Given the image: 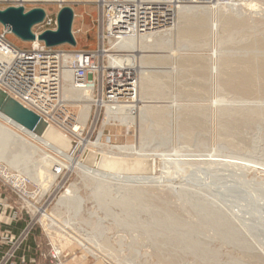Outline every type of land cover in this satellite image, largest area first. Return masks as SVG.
Listing matches in <instances>:
<instances>
[{
	"label": "rangeland",
	"instance_id": "1",
	"mask_svg": "<svg viewBox=\"0 0 264 264\" xmlns=\"http://www.w3.org/2000/svg\"><path fill=\"white\" fill-rule=\"evenodd\" d=\"M96 1L22 0L21 5L25 10L42 8L52 19V28L56 27L53 21L59 8L69 6L74 14L76 44L57 48L77 51L98 46L104 22ZM225 2L229 0L211 2L209 20L190 19L179 24L176 19L175 25H181L183 32L173 30V37L164 46L141 47L137 42L132 44L128 34L122 41L110 40L105 46L120 53L118 58L109 56V61L137 70L134 102L112 105L115 107L105 104L97 119H93L92 104L82 131L66 134L55 129L76 144L80 138L89 143L100 140L101 150L128 154L124 157L128 162L115 169L125 167L130 172L126 175H159L160 156L165 154L168 158L182 157L180 154L228 156L256 167L259 163L258 169L198 164L202 169L178 163L180 167L175 164L174 170L170 164L164 183H160L163 186L127 187L129 192L112 183L88 181L76 168L53 167L57 175L51 184L43 188L30 182L25 201L0 189L11 212L22 211L10 225L13 233L24 231L15 252L24 261L18 259L17 264H264V0L257 1L260 14L248 11L244 1H239L237 11L228 9ZM42 29L41 24L31 28ZM7 37L18 47H29V41L13 33ZM64 99L78 116L77 106L83 102ZM10 145L8 154L18 155L14 160L21 170L3 158L0 164L14 173L32 175L38 155ZM43 149L63 165L68 163ZM141 152L154 157L144 156L149 162L145 170L134 162H140ZM90 163L88 157L80 164L89 167ZM23 167L28 168L22 171ZM72 185L77 189L71 191L65 208L53 214L58 200ZM114 199L120 206L114 205ZM43 215L53 220L46 223L53 229L42 223ZM3 251L0 248V255Z\"/></svg>",
	"mask_w": 264,
	"mask_h": 264
},
{
	"label": "built area",
	"instance_id": "2",
	"mask_svg": "<svg viewBox=\"0 0 264 264\" xmlns=\"http://www.w3.org/2000/svg\"><path fill=\"white\" fill-rule=\"evenodd\" d=\"M22 0H0V10L8 6L21 7ZM102 10L103 29L99 33L97 48L93 50L66 51L57 46H47L38 39V35L52 28V19L45 12L41 21V31H32L34 37L29 40V47L14 45L7 37L12 34L10 29L0 22V90L8 97L18 101L41 118L46 124L57 128L66 134H75L74 126L78 125V116L68 106L63 95V77L69 71L75 87L83 88L89 81V75H95L92 80V92L96 102L93 119L100 116L105 104L128 105L134 102L138 91L137 70L126 63L116 64L109 61V56H117L120 51L106 47L110 40L122 41L128 35L130 28L135 33V27H128L127 21L132 20L131 13L113 16V7H122L131 0H97ZM213 0H172V7L189 4H209ZM8 4V5H5ZM14 4V5H13ZM56 26V21H53ZM35 25V24H34ZM33 25V26H34ZM171 26V24L169 25ZM90 115L88 120L90 119ZM106 115V114H105ZM87 120V121H88ZM85 127V126H84ZM81 128L82 130L84 129ZM80 130V131H82ZM7 166L0 164V189L13 193L19 200H24L26 186L32 180L22 173H14ZM0 192V264H17L24 257L15 255L24 239V231L12 232L10 225L19 219L18 211L11 212V207L5 203ZM8 215L5 216L6 209ZM13 243L16 244L13 247Z\"/></svg>",
	"mask_w": 264,
	"mask_h": 264
},
{
	"label": "bare ground",
	"instance_id": "3",
	"mask_svg": "<svg viewBox=\"0 0 264 264\" xmlns=\"http://www.w3.org/2000/svg\"><path fill=\"white\" fill-rule=\"evenodd\" d=\"M26 1H35V0H26ZM47 1H54V0H47ZM58 1H61V0H58ZM131 1H132V3H128L127 5H124L122 7H117V8L113 7L111 9V13L114 14L113 16H119V17L122 13H125V14L131 13L132 14V20L127 21V26L128 27H135L134 28L135 33H133V30L130 28L128 35L130 37V42L132 44L137 42L138 44H140L141 47H147V46L151 47V45L152 46L156 45L157 47L158 46H164V44L169 42L171 40V38L173 37V33H174L173 30L178 31V32H183L181 25H175V23L177 21L176 19H178V23L179 22L183 23V22L189 21L190 19L195 20L196 22H198L201 19L209 20L210 15H211V10H212L211 8L213 7V5L210 6L211 3H209L208 5H206V4H197V5L196 4H189V5H177V6L172 7V3H171L172 0H131ZM239 1L240 0H229V2H227V3L225 2L224 5L228 9H232L234 11H237L236 8H237V6H239V4H238ZM242 1H244L243 4H245V6L248 7V9H249L248 11L253 10L255 13H259L262 11L261 5L257 4L258 0H241V2ZM218 6H219V4H218ZM245 12H244V14H245ZM239 14H243V13L239 12ZM170 24H171V26H169ZM173 27L176 29H172ZM154 48H155V46H154ZM118 57L119 56H111L110 58L114 59V58H118ZM63 95L66 98L75 99L74 101L79 100L80 102H83V103H80L79 106H77L78 112H79L78 113V119H79L78 123L80 124V127H83L85 125L88 117H89L92 104L97 101V100H95V98L93 96V92H92V80H89L88 83L83 88H77V87H75V85L73 83L70 72L65 71L64 77H63ZM14 101H8V100L6 101L5 100L0 107V158L5 159L11 166H14L16 168H20V170H21V167L17 165V163H19L18 160H14L15 157H17L18 155L16 154L13 156V155H10L11 153L8 154L7 149L10 148V146H11L10 144L18 145L20 150L22 149L23 151H24V149L29 150V152L33 156H35V154L38 155V159L33 161L32 175L27 174V173H22V174H26L30 179H33L32 181H35L36 183H38L43 188L48 187L57 175V172H52L53 167H56V169H58L60 167H66V166L69 169L76 168V169H79V171H81V173L83 174V175L82 174H80V175H82V177L88 181L90 180V181H96V182H100V183L103 182V185H104V183H107V184L112 183V185H115L116 188H123V189L126 188V190H128L129 187L130 188L137 187V189L138 188H146V187L152 188L153 187L155 189L156 185L158 187L163 186V185H160V183L161 182L164 183V174L166 173V175H167V172L169 170V166H171L170 164L174 165V170H175V164L177 166H179L178 163L182 164L184 166H188V165H190V166L195 165L196 166L197 165L198 168L200 167L201 164H204V165L210 164L209 167L212 166V164H220V165H225V166L227 165V166H233V167L252 168L255 170L258 169L259 163H257V167H256V165H254L255 166L254 167L252 164L249 165V164L241 162L240 160L230 159V157L227 158L228 156L226 158H221V157H216L217 155H215V156L211 155V156H214V157H211L209 154L210 157H201V155L197 154V155H194L192 157L190 155L186 156V155L180 154V156H182V157H179V156L175 157L173 155L174 157L172 156V158H168L167 156H165L166 154L165 155L160 154L161 155L160 159H161V163H162V169H161L159 175L150 174V175L139 176V175L115 174L113 172H115L114 170L118 168L117 167L118 165H121V164L128 162V160L124 158L128 154L103 151L100 149V147L102 146V144L99 142L100 140L96 141L94 143H89L86 140L80 138L78 143L73 145L71 143V141L68 140V138L63 133L59 132L56 129H53V126H51V125H49V126H51L52 128L45 129L43 131H40L39 133L36 132L38 134V135H36L32 132V131H34V129L32 131H29L24 127V126H26V127L29 126L28 125L29 120H30V117H29L30 115L28 113L29 109L24 107L23 105H21L18 101H16V100H14ZM79 101H78V103H79ZM107 106L109 107L112 105L107 104ZM112 107H115V106H112ZM80 127L75 125L73 130L75 132H77V130H82ZM29 129L31 130V128H29ZM77 134H79V131ZM39 145H41V146H39ZM43 148H47V149L53 151L55 154L65 158L68 163L63 165V163H61L57 158H55L54 156L49 154ZM133 149H135V148H133ZM67 150H69V151H67ZM141 153L139 155V156H141V158L139 159L140 162L138 160H136L137 155L135 156V159H133L131 161L136 160V161H134L136 166L142 165V169H145L146 168L145 165H147V159H145V157H144V156H146L145 153L144 154L143 153L141 154ZM77 154H79V155H77ZM149 154L147 156H149ZM175 155H177V154H175ZM83 156H84V160L87 159L88 157L91 160L89 167L80 164L82 162V161L80 162V159ZM78 157H79V159H78ZM151 158L153 159L154 157L151 156ZM95 159H96V166H93L92 163H94ZM123 160L124 161L127 160V161L123 162ZM134 162H133V165H134ZM198 164H200V165H198ZM205 167H206V165H205ZM26 168H28V167H23L22 171ZM200 168H202V167H200ZM177 170H178V167H177ZM183 170H182V173H184ZM199 172H200V170H199ZM199 174L201 176L203 175L202 172H200ZM77 176H78V174H77ZM179 179H180V177H179ZM193 179L195 180V178H193ZM197 181H199V180H197ZM170 182H172V181H170ZM156 183H158V184H156ZM195 183H196V181H195ZM100 185H98V187ZM182 185H184V184H182ZM115 186H114V188H115ZM99 188H98V190H99ZM76 189H77V185H72V187L69 189V192L65 193L64 195L61 196V198L58 200V202L56 204L57 206L53 210V214L56 215V213L59 212L60 209L64 207L65 202L68 200L69 196L72 193L71 191H73V190L76 191ZM98 190H96V192ZM128 191H127V193L130 192V191L129 192ZM110 192H114V191H110ZM110 192H109V194H110ZM101 195H103V192ZM104 196H106V194ZM101 198H102V196H101ZM124 198L126 199L127 197H124ZM115 200L116 199H114V201H113L114 205L118 206L120 204V202L118 203V205H116ZM124 200H122V201L124 202ZM102 204H103V202H102ZM125 204H127V202ZM129 204H130V202H129ZM105 206H106V204L104 205V207ZM52 215H51V217H53ZM49 219H51V218L47 217L46 215H43L42 216V223L44 225H46L49 229H53L54 227L51 226V224L50 225L46 224V223H48L47 221ZM78 244H81V243H78ZM90 248H89V250H91ZM96 248H99V246ZM92 250H93V248H92ZM88 254H90V253H88ZM73 259H75V258H73Z\"/></svg>",
	"mask_w": 264,
	"mask_h": 264
},
{
	"label": "water",
	"instance_id": "4",
	"mask_svg": "<svg viewBox=\"0 0 264 264\" xmlns=\"http://www.w3.org/2000/svg\"><path fill=\"white\" fill-rule=\"evenodd\" d=\"M43 16H44V10L39 7L31 8L26 12H23L21 7H14V6H8L4 10H0V22L9 28L11 33H13L15 36H17L20 40L23 41H29L33 39L34 35L31 31V28L34 24L41 21ZM73 17H74L73 11L69 6L67 5L61 6L56 15L55 29L54 30L46 29L42 31L38 35V39L43 41L45 45L50 47L59 46L62 44H69L74 46L76 44V41L72 33ZM5 100L14 101L12 98L8 97L2 90H0V107ZM28 113L30 115L28 127L31 128V130L23 125L27 130L32 131L34 129L35 132L34 131L32 132L38 135L36 132L39 133L40 131H43L45 129L52 128L32 111L28 110ZM71 143L73 145L76 144L72 140ZM83 160H84V156L80 159V161ZM92 165L96 166V159L94 163H92ZM148 165L149 162L147 161V165H145V167H148ZM115 173L125 174V175L130 174V172L125 169V167H121L119 170H115Z\"/></svg>",
	"mask_w": 264,
	"mask_h": 264
},
{
	"label": "trees",
	"instance_id": "5",
	"mask_svg": "<svg viewBox=\"0 0 264 264\" xmlns=\"http://www.w3.org/2000/svg\"><path fill=\"white\" fill-rule=\"evenodd\" d=\"M17 46V45H16Z\"/></svg>",
	"mask_w": 264,
	"mask_h": 264
}]
</instances>
